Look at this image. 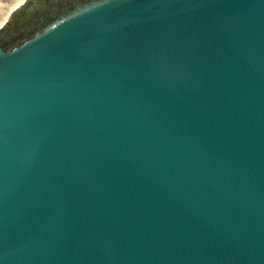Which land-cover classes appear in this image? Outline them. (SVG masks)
<instances>
[{"label": "water", "instance_id": "1", "mask_svg": "<svg viewBox=\"0 0 264 264\" xmlns=\"http://www.w3.org/2000/svg\"><path fill=\"white\" fill-rule=\"evenodd\" d=\"M0 264H264V0L12 10Z\"/></svg>", "mask_w": 264, "mask_h": 264}, {"label": "rangeland", "instance_id": "2", "mask_svg": "<svg viewBox=\"0 0 264 264\" xmlns=\"http://www.w3.org/2000/svg\"><path fill=\"white\" fill-rule=\"evenodd\" d=\"M23 2L24 0H0V25H3L9 13Z\"/></svg>", "mask_w": 264, "mask_h": 264}, {"label": "bare ground", "instance_id": "3", "mask_svg": "<svg viewBox=\"0 0 264 264\" xmlns=\"http://www.w3.org/2000/svg\"><path fill=\"white\" fill-rule=\"evenodd\" d=\"M2 25H0V28H1Z\"/></svg>", "mask_w": 264, "mask_h": 264}]
</instances>
